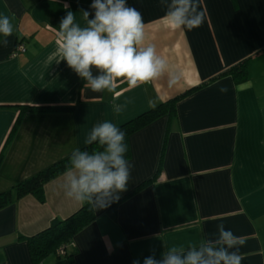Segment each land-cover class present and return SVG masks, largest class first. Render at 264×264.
<instances>
[{
	"label": "crops",
	"instance_id": "1",
	"mask_svg": "<svg viewBox=\"0 0 264 264\" xmlns=\"http://www.w3.org/2000/svg\"><path fill=\"white\" fill-rule=\"evenodd\" d=\"M91 3L0 0V16L14 25L7 47L0 43V192L86 145L97 123L118 126L244 59L248 79L219 77L179 99L174 116L132 133L127 191L93 208L94 220L67 248L71 263L51 254L38 264H143L211 238L220 223L245 240L242 264H264V0H199L205 20L191 31L170 29L160 0H127L143 14L144 43L179 79L170 85L165 75L133 89L118 82L101 93L84 87L66 61L48 59L57 48L53 27L68 10L84 25ZM126 101L117 114L114 105ZM54 104L75 109L25 111L16 122L20 105ZM63 180L64 173L44 185L43 202L28 194L0 209V264H34L27 237L81 206L66 197Z\"/></svg>",
	"mask_w": 264,
	"mask_h": 264
},
{
	"label": "clouds",
	"instance_id": "2",
	"mask_svg": "<svg viewBox=\"0 0 264 264\" xmlns=\"http://www.w3.org/2000/svg\"><path fill=\"white\" fill-rule=\"evenodd\" d=\"M166 9L162 19L172 30L191 31L202 26L205 14L199 0H160ZM93 13L82 11L85 21L81 25L71 10L54 28L56 50L49 60L66 61L81 79L84 87L94 93L113 92L119 83L129 89L139 87L165 75L169 84L179 75L173 72L167 59L152 44H145L143 14L127 0H92ZM92 16L90 19L89 16ZM14 25L8 16H0V43L7 47ZM221 92L227 88L222 87ZM114 105L119 114L127 103ZM84 143L99 145V150L74 149L70 166L64 173V194L74 202L89 204L96 211L105 209L127 191L134 167L126 154V133L110 121L97 123L86 136ZM245 244L223 223L216 225L211 238L187 248H166L157 259L155 254L144 258L143 264H242L239 249ZM133 264H139L138 260Z\"/></svg>",
	"mask_w": 264,
	"mask_h": 264
},
{
	"label": "trees",
	"instance_id": "3",
	"mask_svg": "<svg viewBox=\"0 0 264 264\" xmlns=\"http://www.w3.org/2000/svg\"><path fill=\"white\" fill-rule=\"evenodd\" d=\"M230 75L236 84H241L248 79L247 60L244 59L238 64L232 65L226 70L216 74L209 80L192 87L173 98L162 101L156 106L150 107L146 111L140 113L132 119H129L117 127L126 133V143L128 144L127 158L130 156L129 136L140 128L146 126L152 121L162 117H172L175 114V106L179 99L189 94L196 88L210 83L211 81ZM75 109V104H54V105H20L19 115L16 120L25 111L30 112H72ZM15 122V124H16ZM80 150H87L93 152L99 150V145L93 143L92 145H84L79 148ZM72 153V152H71ZM71 153L54 161L48 166L40 169L29 177L18 181L11 188L0 192V209L9 205L13 201L31 194L34 195L40 202L44 201V185L53 178L65 173L66 169L70 166L69 159ZM2 151L0 152V160ZM148 182L139 185L135 190H139ZM134 190V191H135ZM110 210V209H109ZM95 218L93 208L89 204H83L69 216L64 219L54 218L50 224L43 230L36 234L27 237V243L34 264L42 262L47 256L53 254L57 257H67L69 262H72V254L68 253L67 248L71 246L72 239L75 234L91 223ZM62 249L63 252L59 253L58 250Z\"/></svg>",
	"mask_w": 264,
	"mask_h": 264
},
{
	"label": "built area",
	"instance_id": "4",
	"mask_svg": "<svg viewBox=\"0 0 264 264\" xmlns=\"http://www.w3.org/2000/svg\"><path fill=\"white\" fill-rule=\"evenodd\" d=\"M20 48H22V46H20L19 49H20ZM58 252H59V253H62L63 250L60 248V249L58 250Z\"/></svg>",
	"mask_w": 264,
	"mask_h": 264
}]
</instances>
